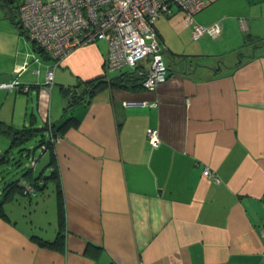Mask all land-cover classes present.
<instances>
[{"label": "crops", "instance_id": "1", "mask_svg": "<svg viewBox=\"0 0 264 264\" xmlns=\"http://www.w3.org/2000/svg\"><path fill=\"white\" fill-rule=\"evenodd\" d=\"M195 20L222 34L193 41L175 6L155 23L164 52L196 56L194 66L176 60L154 91L104 88L71 108L78 123L54 146L56 178L36 163L17 179L40 178L31 194L0 173V264H264V0H210ZM18 50L0 53V84L27 88L0 92V121L16 128L46 109L47 91L44 123L62 119L56 85L85 96L86 83L116 76L96 42L65 57L48 90L53 61ZM9 148L0 133V157Z\"/></svg>", "mask_w": 264, "mask_h": 264}, {"label": "built area", "instance_id": "2", "mask_svg": "<svg viewBox=\"0 0 264 264\" xmlns=\"http://www.w3.org/2000/svg\"><path fill=\"white\" fill-rule=\"evenodd\" d=\"M18 22L28 38L48 56L53 65L46 71L45 86L54 84V71L74 49L104 42L106 54L104 73L134 71L143 77L142 88L154 91L167 79L164 48L155 23L175 6L183 14V23L190 29L193 41L222 34L220 23L203 26L195 15L205 9L210 0H20ZM147 60L148 67L139 63ZM37 62L38 59H35ZM26 67L19 68V74ZM1 90H27L16 80L0 84ZM125 107L147 106L145 101H128ZM150 106H157L154 102ZM149 143L156 147L160 140L156 129L147 130ZM57 139L54 145L59 141ZM203 175L218 179L205 168ZM24 192L35 190L23 183Z\"/></svg>", "mask_w": 264, "mask_h": 264}, {"label": "trees", "instance_id": "3", "mask_svg": "<svg viewBox=\"0 0 264 264\" xmlns=\"http://www.w3.org/2000/svg\"><path fill=\"white\" fill-rule=\"evenodd\" d=\"M19 1L14 0L16 10L13 7L12 0H0V5H3L6 9H8L7 15H9L10 19L12 20V23L16 27H18L20 33L24 34L25 37L28 38V36L20 27L19 22L14 21V18H16V16L18 17V7L20 3ZM31 43H32V48H34V51L42 54V51L39 48H37L32 41ZM171 56H172V60H171L172 62L170 64H167V71H168L167 77L172 72V70H174L173 66L175 65L176 60H178L179 63L184 62L185 65L190 64V66H194V64L191 62L192 61L191 59H195L196 56L174 55V54H171ZM142 82H143V77L137 73V70H134V71L120 72L118 75L108 79H102V80L86 83L85 85H83L84 86L83 93L85 96L83 95L78 96L75 92H73V90H70L71 87L69 88L62 87L61 88L62 96L64 97L66 103H65L64 115L57 124H53L47 121V123H44V125L41 128L35 127V125H33L32 123V120L35 118L33 113L30 115V124L28 126H23L21 128H16L14 126L6 125L0 121V133L5 134L10 139V148L5 155H2L0 157V165H2L6 159H9L11 161V165H15L14 167H17L21 164V158H19V156L24 155L30 162L28 169L24 171V173L22 174V176L25 177L26 175H28L33 171L35 164L40 159V157L43 154L48 153L49 161L47 164V168L49 167L51 168L49 169L48 174L45 175L43 179L56 178L57 168H56L55 156H54V146H55L54 142L57 139L63 137V133L65 132V130H67L71 126H75L78 123L77 120L74 117H72L70 114L71 108L74 105L82 103L83 101L86 102L90 97H92L94 94H96L98 91L104 88L133 90V91L144 90L142 88ZM32 142H35V144H33ZM37 151H39L38 154ZM11 155H14V158L11 159ZM39 179H40L39 177L33 179L31 175L30 177L31 182L30 184L27 185H30L34 190L38 189L40 187V185L38 184ZM18 183L19 181L17 180L12 181L10 183L8 182L7 186L19 188L20 186L18 185ZM40 244L48 247L54 246V243L51 244L47 242H40Z\"/></svg>", "mask_w": 264, "mask_h": 264}, {"label": "rangeland", "instance_id": "4", "mask_svg": "<svg viewBox=\"0 0 264 264\" xmlns=\"http://www.w3.org/2000/svg\"><path fill=\"white\" fill-rule=\"evenodd\" d=\"M14 21L17 22L18 21V17L16 16V18H14ZM104 43V42H102ZM24 48H32V43L31 40H29L28 38L25 37L24 34L20 33V30L18 29V27H16L13 23L12 20L10 19L9 15H7V11L6 8L3 5H0V53L2 55H7L9 53V51H12L13 54L17 53V51H19L18 49H20L21 51L24 50ZM236 53L234 52H229L228 56L230 55H235ZM163 56H164V60L165 62L167 61V59L169 61L172 60V56L170 54V52H163ZM118 72V73H117ZM121 72V71H120ZM119 71H116V75L120 73ZM73 87L70 88V90H76L78 89L77 86L80 85H72ZM1 90V89H0ZM55 90L58 91L59 95L62 97V92H61V87L59 86H55ZM0 92L2 93H10V92H14L15 94H17V91H7V90H1ZM33 93H35V91H32ZM47 94V104H46V109L40 113H38L37 111H34V116L35 118L33 119L36 124L35 127H39L41 128L44 125L45 120L43 119L44 117H46L47 115V106H48V100H49V92H46ZM35 98V97H33ZM19 107V105H18ZM5 108L8 109L9 108V104L5 103L3 105V113L5 112ZM31 113V109L29 108L27 114L28 116ZM63 114V113H62ZM61 114V115H62ZM18 119V118H17ZM19 121V119L17 120ZM28 121V118H27ZM57 123V122H56ZM26 126H28V124H26ZM33 144H35V142H32ZM39 153V151H37V154ZM14 158V155H11V159ZM19 158H21V164L17 167H14L15 165H10L8 167L2 168L0 170L1 174H6L5 178L6 181L8 180H17L19 179L22 174L24 173V171H26L29 167V160L24 156H19ZM15 160V159H14ZM49 161V155L48 153L43 154L40 157V161H37V165H38V171L44 167L45 164H47V162ZM18 183V185L24 190L23 187V183L25 184V182L22 181Z\"/></svg>", "mask_w": 264, "mask_h": 264}]
</instances>
